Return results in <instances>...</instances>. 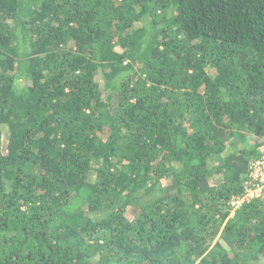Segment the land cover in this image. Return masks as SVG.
Listing matches in <instances>:
<instances>
[{"label": "trees", "instance_id": "1", "mask_svg": "<svg viewBox=\"0 0 264 264\" xmlns=\"http://www.w3.org/2000/svg\"><path fill=\"white\" fill-rule=\"evenodd\" d=\"M263 155L264 0H0V264H264Z\"/></svg>", "mask_w": 264, "mask_h": 264}, {"label": "built area", "instance_id": "2", "mask_svg": "<svg viewBox=\"0 0 264 264\" xmlns=\"http://www.w3.org/2000/svg\"><path fill=\"white\" fill-rule=\"evenodd\" d=\"M249 175L255 181L254 187L250 190L251 195L264 199V155L260 160L252 164ZM233 204H239V200L234 201Z\"/></svg>", "mask_w": 264, "mask_h": 264}, {"label": "clouds", "instance_id": "3", "mask_svg": "<svg viewBox=\"0 0 264 264\" xmlns=\"http://www.w3.org/2000/svg\"><path fill=\"white\" fill-rule=\"evenodd\" d=\"M250 190H251V189L248 190L249 194H251ZM234 201H237V199H234V200L232 201V205H233L234 207H238V206H240L241 203L243 202V200H241V201H239V204L234 205V204H233Z\"/></svg>", "mask_w": 264, "mask_h": 264}]
</instances>
